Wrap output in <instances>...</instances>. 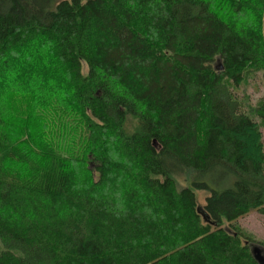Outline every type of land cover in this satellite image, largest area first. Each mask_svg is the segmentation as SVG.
Listing matches in <instances>:
<instances>
[{
    "label": "trees",
    "instance_id": "16d2710c",
    "mask_svg": "<svg viewBox=\"0 0 264 264\" xmlns=\"http://www.w3.org/2000/svg\"><path fill=\"white\" fill-rule=\"evenodd\" d=\"M263 16L264 0H0V76L30 44L61 76L0 126V264H264L237 225L264 216V104L238 96L264 71Z\"/></svg>",
    "mask_w": 264,
    "mask_h": 264
},
{
    "label": "rangeland",
    "instance_id": "374dc122",
    "mask_svg": "<svg viewBox=\"0 0 264 264\" xmlns=\"http://www.w3.org/2000/svg\"><path fill=\"white\" fill-rule=\"evenodd\" d=\"M215 5H218V1H215ZM226 8L227 6L224 7V11H226ZM262 31L264 33V16ZM43 51L44 50L40 48L36 50L33 44L28 45L20 54L23 57L30 55V59L27 60L25 57L20 59L14 64V69L10 73L0 76V126H3V130L8 136L14 131L16 132L18 128V124H14L12 113L15 109V105L20 106V103H16V101L19 100L21 94L26 95L31 93L35 94L37 99H42L45 98L47 94H50V91L56 89V86L60 87L57 81L61 76L55 74L49 77L52 75V71L46 73L44 70V64L46 62L42 61L44 59H41V53ZM25 88H27V90H25ZM55 95H57V93H55ZM238 96L242 98L241 100L244 106L248 109H257L263 105L264 71L250 73L239 88ZM56 97L58 99H65L63 95ZM257 121L260 124L264 145V122L260 120ZM27 123V125L31 127V130H33L35 127L34 120L30 119ZM178 182L180 188L186 187V184L182 180ZM195 195L197 204L202 207L207 193L196 191ZM237 225L246 235L254 239L255 245L260 246L264 258V216L253 211L248 216L240 219ZM259 243L262 245H259Z\"/></svg>",
    "mask_w": 264,
    "mask_h": 264
}]
</instances>
